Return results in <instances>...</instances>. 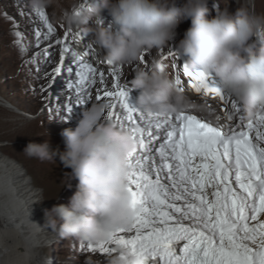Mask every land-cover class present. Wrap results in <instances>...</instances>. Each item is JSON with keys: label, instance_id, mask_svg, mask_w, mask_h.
<instances>
[{"label": "rangeland", "instance_id": "obj_1", "mask_svg": "<svg viewBox=\"0 0 264 264\" xmlns=\"http://www.w3.org/2000/svg\"><path fill=\"white\" fill-rule=\"evenodd\" d=\"M80 46L87 52L77 50L65 65L62 53ZM90 64L92 71L126 67L134 80L147 68L154 80L171 72L176 88L198 97L214 86L222 98L206 114L223 106L237 124L247 113L230 112L228 97L264 79V0H0V142L42 190L40 204L51 205L47 223L55 236L42 249L50 264H93L91 252L139 227L119 221L127 211L118 194L131 188L115 187L122 167L116 160L98 159L106 144L96 149V138L70 148L75 155L44 146L63 138L47 135L66 124L58 83ZM91 86L84 81L77 94ZM115 222L124 229L107 228Z\"/></svg>", "mask_w": 264, "mask_h": 264}, {"label": "bare ground", "instance_id": "obj_2", "mask_svg": "<svg viewBox=\"0 0 264 264\" xmlns=\"http://www.w3.org/2000/svg\"><path fill=\"white\" fill-rule=\"evenodd\" d=\"M101 47L102 44L97 48L100 52ZM244 48L249 51L250 45ZM84 49L80 46L74 51L63 52L62 61L67 65L68 60L72 61L78 55L77 50L81 51L79 55L85 54L87 51ZM84 66L77 69L72 77H65L64 82L58 83L56 92L64 95L57 97L61 100L66 124L63 129L54 125L47 135L48 139H53L63 134V138L54 146H44L69 148L68 153L75 155L70 148L84 147L96 138L99 139L96 149L106 144L105 152H101L98 159L108 161L110 156L116 160L123 168H119L121 176L115 187L131 188L118 194L127 211V218L119 221L126 222L127 227L139 224L136 232L113 241L102 252H91L93 264H116L127 257L134 246H141L150 236L164 229L200 230L205 238L229 244L245 256L257 258L264 255V206L255 208L253 194L244 178L226 172L219 177L211 173L197 175L193 165L174 150L170 131H164L161 124L152 121L158 115L144 111V107L150 104L149 98L157 96L159 100L172 101L171 105L164 104L168 110L172 106H183L192 114L206 117V107L222 98L218 88L213 86L205 95L198 97L176 88L171 72L154 80L152 74L155 73L151 74L147 68L135 73L137 79L134 80L130 79L126 67L92 71L94 65ZM248 69L246 66L241 72L248 76ZM176 75L179 78L180 74ZM84 81L92 83V89L77 94ZM135 83L140 84L145 96L143 93L130 94V90L139 88L136 85L132 87ZM242 88L228 97L231 100L227 108L238 111V114H243L246 109H256V105L250 107V94L241 91ZM50 103L55 104L56 100ZM8 108L19 111L13 105ZM172 112L174 115L170 122L175 126L174 119L179 111ZM261 116L262 113L256 109L252 118ZM245 128L264 136V126L258 128L250 122L240 120L238 124L224 125L226 133H237ZM132 139L134 149L123 154L117 146H123ZM112 144L117 145L112 147ZM82 167L84 169L85 164ZM27 175L23 166L3 153L0 142V264H50L43 259L42 249L55 236L47 223L51 205L40 204L42 190L35 187ZM140 218L144 220L138 221ZM109 227H115V231L124 229L117 222Z\"/></svg>", "mask_w": 264, "mask_h": 264}, {"label": "water", "instance_id": "obj_3", "mask_svg": "<svg viewBox=\"0 0 264 264\" xmlns=\"http://www.w3.org/2000/svg\"><path fill=\"white\" fill-rule=\"evenodd\" d=\"M204 118L209 120L210 122L218 121V122H221L223 124L228 122L226 115L222 109H217L213 114L206 115V117H204Z\"/></svg>", "mask_w": 264, "mask_h": 264}]
</instances>
